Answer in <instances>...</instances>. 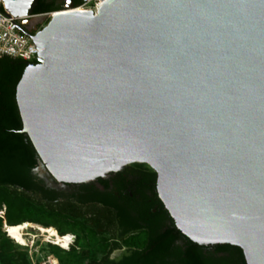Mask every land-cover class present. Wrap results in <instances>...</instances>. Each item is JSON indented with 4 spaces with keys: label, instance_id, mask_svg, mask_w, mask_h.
I'll return each instance as SVG.
<instances>
[{
    "label": "water",
    "instance_id": "1",
    "mask_svg": "<svg viewBox=\"0 0 264 264\" xmlns=\"http://www.w3.org/2000/svg\"><path fill=\"white\" fill-rule=\"evenodd\" d=\"M27 35L21 132L54 181L146 164L184 236L264 264V0H107Z\"/></svg>",
    "mask_w": 264,
    "mask_h": 264
},
{
    "label": "trees",
    "instance_id": "2",
    "mask_svg": "<svg viewBox=\"0 0 264 264\" xmlns=\"http://www.w3.org/2000/svg\"><path fill=\"white\" fill-rule=\"evenodd\" d=\"M42 3L38 14L62 10ZM30 63L0 57V264H32L3 232L5 226L26 223L54 228L60 236L74 235L67 251L48 245L59 264H246L239 247L199 245L177 229L155 192L154 171L135 170L123 191L91 188L88 195L74 198L77 202L46 187L34 172L39 157L21 132L15 99L16 85ZM141 233L144 240L139 244L135 238ZM116 249H122L121 254L111 258Z\"/></svg>",
    "mask_w": 264,
    "mask_h": 264
},
{
    "label": "built area",
    "instance_id": "3",
    "mask_svg": "<svg viewBox=\"0 0 264 264\" xmlns=\"http://www.w3.org/2000/svg\"><path fill=\"white\" fill-rule=\"evenodd\" d=\"M106 1L107 0H79L78 4L74 5L72 8H64L59 11L42 14H32L28 17H15L6 10L4 1L0 0V57L9 56L12 58H21L26 61H33V63L38 62V48L32 41L31 37L20 29L19 22L21 20L25 18L44 19V21L42 23L40 22L37 27V30H39L43 28L55 14L60 12L92 11L93 14L96 15L98 9ZM72 237L73 243L75 237ZM49 243L54 244L53 242ZM29 256L32 264H59L52 255H42L37 259L34 256V253L29 252Z\"/></svg>",
    "mask_w": 264,
    "mask_h": 264
},
{
    "label": "flooded vegetation",
    "instance_id": "4",
    "mask_svg": "<svg viewBox=\"0 0 264 264\" xmlns=\"http://www.w3.org/2000/svg\"><path fill=\"white\" fill-rule=\"evenodd\" d=\"M78 1L79 0H45V5L52 7V8L64 9L67 7V5L69 4L75 5ZM42 4H43L42 0L37 1V5L34 9V14H38L36 13V9H38ZM41 20L42 19H39V18H25L19 22V27L23 29L24 32L27 34H34L35 29L38 27ZM140 169L143 171H149V170L153 171L146 164H144L143 167H139L138 163H134V164L125 166L122 170L118 172L110 173L103 178H98L96 180L86 182V183H80V184L57 183L47 174V172L44 169L43 164H41L40 161L38 163L37 168H35L34 172L39 176V178L42 180L43 184L46 187L55 189L57 191L64 192V196H65L64 200H67L66 199L67 197L73 200L74 198H78L81 195H88L90 192L89 190L91 188L99 190L100 192H111L117 189H120L121 191H123L124 184L129 183L133 179V172L135 170H140ZM40 170H43L44 172L42 173ZM119 174H121L122 176H120ZM86 184H88V187H86ZM105 184H107V189L105 188ZM155 192L157 194L156 177H155ZM115 195H117V197L121 199V195L117 191H115ZM124 195H125V192H124ZM115 251H119L121 254L122 249H116L112 251V253ZM111 254H110L111 258L117 257V256L112 257Z\"/></svg>",
    "mask_w": 264,
    "mask_h": 264
},
{
    "label": "rangeland",
    "instance_id": "5",
    "mask_svg": "<svg viewBox=\"0 0 264 264\" xmlns=\"http://www.w3.org/2000/svg\"><path fill=\"white\" fill-rule=\"evenodd\" d=\"M3 210L0 209V215L3 214ZM25 225V224H24ZM23 225V226H24ZM5 229H6V226L3 227V232L5 233V235L7 236L6 232H5ZM23 236L21 239L25 240L27 243V245H21V244H18L16 241H14L13 239H10L15 243L17 244L19 247L18 249L20 251H24L28 254L29 256V252H32L34 253V256L39 259L40 256H44V255H52L49 248H48V245H55V244H52V243H49L51 242L47 237H46V230L43 228V230H40L38 229L35 225H30L29 227H25L23 228ZM72 235V234H71ZM74 236V235H72ZM144 235L141 233L139 234L135 239L136 241L140 244L143 240H144ZM73 240V239H72ZM75 240V239H74ZM74 244V242L69 245L66 249L64 248H61L59 245H55V246H58L60 249L62 250H69L70 247ZM120 254L119 251H115L111 254L112 257L114 256H118ZM30 257V256H29Z\"/></svg>",
    "mask_w": 264,
    "mask_h": 264
},
{
    "label": "bare ground",
    "instance_id": "6",
    "mask_svg": "<svg viewBox=\"0 0 264 264\" xmlns=\"http://www.w3.org/2000/svg\"><path fill=\"white\" fill-rule=\"evenodd\" d=\"M30 225H35L38 229L43 230V227L40 225L26 223L24 226L23 225L12 226V227L8 226V227H6L5 231L7 232L8 237H10L14 241L18 242L19 244L25 246V245H27L28 242L21 239L23 236L22 231H23V228L29 227ZM45 230H46V237L51 242H53L55 245H59L61 248L66 249L73 241L72 240L73 237L71 234L60 236V235H58V233L56 232V230L54 228H46Z\"/></svg>",
    "mask_w": 264,
    "mask_h": 264
}]
</instances>
